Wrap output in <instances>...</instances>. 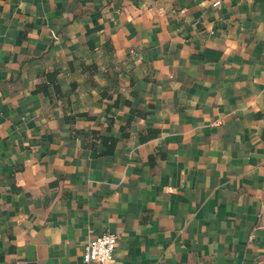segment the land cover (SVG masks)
<instances>
[{"label":"crops","instance_id":"obj_1","mask_svg":"<svg viewBox=\"0 0 264 264\" xmlns=\"http://www.w3.org/2000/svg\"><path fill=\"white\" fill-rule=\"evenodd\" d=\"M0 0V264H264V0Z\"/></svg>","mask_w":264,"mask_h":264},{"label":"built area","instance_id":"obj_2","mask_svg":"<svg viewBox=\"0 0 264 264\" xmlns=\"http://www.w3.org/2000/svg\"><path fill=\"white\" fill-rule=\"evenodd\" d=\"M219 0L214 1L217 6ZM117 245V236L113 233L105 232L90 238L83 246L82 262L84 264H109L113 261L114 252Z\"/></svg>","mask_w":264,"mask_h":264}]
</instances>
